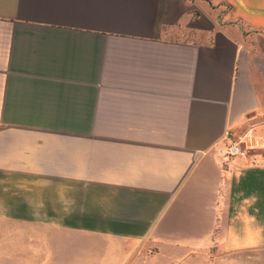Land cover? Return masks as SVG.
Returning <instances> with one entry per match:
<instances>
[{
  "label": "crops",
  "instance_id": "0c3cea01",
  "mask_svg": "<svg viewBox=\"0 0 264 264\" xmlns=\"http://www.w3.org/2000/svg\"><path fill=\"white\" fill-rule=\"evenodd\" d=\"M0 264H264V0H0Z\"/></svg>",
  "mask_w": 264,
  "mask_h": 264
},
{
  "label": "built area",
  "instance_id": "2783aa9c",
  "mask_svg": "<svg viewBox=\"0 0 264 264\" xmlns=\"http://www.w3.org/2000/svg\"><path fill=\"white\" fill-rule=\"evenodd\" d=\"M219 156L226 160H230L235 157L248 158V150L243 147L241 142L227 137L224 143L217 148Z\"/></svg>",
  "mask_w": 264,
  "mask_h": 264
},
{
  "label": "rangeland",
  "instance_id": "374dc122",
  "mask_svg": "<svg viewBox=\"0 0 264 264\" xmlns=\"http://www.w3.org/2000/svg\"><path fill=\"white\" fill-rule=\"evenodd\" d=\"M230 138H232V139H234V140H237V138H233V137H230ZM238 141V140H237ZM240 142V141H239ZM242 144V143H241ZM242 146L243 147H246V146H244V144H242Z\"/></svg>",
  "mask_w": 264,
  "mask_h": 264
}]
</instances>
